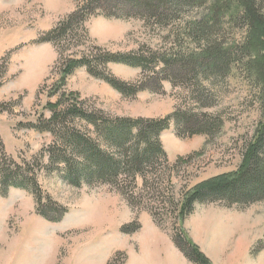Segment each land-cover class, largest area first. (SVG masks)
I'll list each match as a JSON object with an SVG mask.
<instances>
[{
	"label": "rangeland",
	"instance_id": "374dc122",
	"mask_svg": "<svg viewBox=\"0 0 264 264\" xmlns=\"http://www.w3.org/2000/svg\"><path fill=\"white\" fill-rule=\"evenodd\" d=\"M158 1L0 0V172L31 178L0 185V264H196L177 247L189 250L184 236L211 264H264V199H206L180 219L187 193L240 169L264 122L262 49L242 53L241 0L224 11L222 0ZM256 7L264 15V0ZM214 16L206 37L190 34ZM206 51L221 54L218 66L193 69L191 54ZM112 56L132 63L105 62ZM83 58L90 67L62 82ZM75 104L107 121L167 119L157 162L118 184H70L58 161L66 131L52 125ZM64 120L97 139L88 121ZM98 208L112 222L93 224Z\"/></svg>",
	"mask_w": 264,
	"mask_h": 264
},
{
	"label": "trees",
	"instance_id": "16d2710c",
	"mask_svg": "<svg viewBox=\"0 0 264 264\" xmlns=\"http://www.w3.org/2000/svg\"><path fill=\"white\" fill-rule=\"evenodd\" d=\"M139 0H135L137 2ZM198 0H159L161 6H168L176 8L181 3H194ZM180 3V4H179ZM221 5L215 8L221 11L231 7L230 0H222ZM138 4V2H137ZM141 4V3H140ZM139 4V6H140ZM215 4V3H214ZM240 10L243 12L242 17L248 21L249 32L247 35L246 44L243 47L242 53L247 56L251 51V47H260L262 49L261 65L264 67V15L260 13L256 7V0H241L237 3ZM78 12L71 18H75ZM211 18V17H210ZM72 20V19H71ZM211 23L209 24V21ZM209 21H203L201 25L196 26L190 34L200 38L207 36V29L215 27L219 24V20L214 16ZM65 26V25H64ZM63 29V28H62ZM62 29L60 34H65ZM205 52V51H204ZM191 54L189 61L194 63L193 69L202 68L203 66L213 67L218 66V59L220 53H206ZM212 59V63L207 64L206 60ZM136 61V60H135ZM105 62L118 63H132L125 56H112ZM135 66H140V63L134 62ZM80 66L90 67L87 58L81 60L69 61L68 66L64 70L62 82L65 77L69 75L75 68ZM142 66V64H141ZM205 68V67H204ZM91 69L89 68V71ZM91 74H95L92 70ZM102 77V76H99ZM117 90L128 93L126 88L120 86L114 80H108ZM134 90L133 93H135ZM55 111L58 105H53ZM69 116L73 121L86 120L95 127L97 139H89L87 136L76 132V130H68L65 124V116ZM94 114H89L78 107L77 104L72 106L67 113L61 114L55 112L53 129L58 124H62L65 128L64 139L62 141V150L59 149L58 161L64 165L65 179L73 186H81L83 183L91 184L94 182H101L106 184H118L122 176L130 178L133 174H142L143 167L156 163L155 160L158 154H162L163 150L159 140L160 134L167 126L166 120H119L107 121L104 118H95ZM67 118V117H66ZM69 119V118H68ZM210 125L202 128L201 132L209 134ZM61 130V128L59 129ZM72 154L77 161L68 154ZM129 174V176H128ZM31 180L30 176L16 174L13 177L10 174L0 172L1 190L6 193L10 188H23L29 186L27 184ZM206 199L226 200L231 203L249 204L264 199V122L261 124L257 136H255L250 148L244 155V161L240 169L232 174H225L204 181L198 184L190 193L183 198L182 207L180 209V219L183 220L188 211L193 205L198 202H204ZM52 220V218H50ZM57 221L58 218H54ZM52 220V221H53ZM185 238L187 247L179 244L177 240V247L184 253V255L196 264H211L208 257L200 250V248L193 244L189 238Z\"/></svg>",
	"mask_w": 264,
	"mask_h": 264
},
{
	"label": "bare ground",
	"instance_id": "6f19581e",
	"mask_svg": "<svg viewBox=\"0 0 264 264\" xmlns=\"http://www.w3.org/2000/svg\"><path fill=\"white\" fill-rule=\"evenodd\" d=\"M97 208V207H96ZM97 210V209H96ZM98 210L100 211V212H98V211H96V213H94V217H93V224H96V225H98V226H100L101 225V221H104V220H106L105 222L107 223V224H109V222H112V220H108V214H105V213H103V211H102V213H101V210H100V208H98ZM107 212V211H106ZM96 221H98L99 223H100V225L96 222ZM107 230H109V229H107ZM29 255V254H28ZM29 258V257H28Z\"/></svg>",
	"mask_w": 264,
	"mask_h": 264
}]
</instances>
